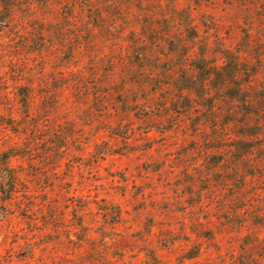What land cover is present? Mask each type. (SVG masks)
Masks as SVG:
<instances>
[{"label": "rangeland", "instance_id": "374dc122", "mask_svg": "<svg viewBox=\"0 0 264 264\" xmlns=\"http://www.w3.org/2000/svg\"><path fill=\"white\" fill-rule=\"evenodd\" d=\"M9 1L0 264H264V135L181 78L242 59L264 102V0Z\"/></svg>", "mask_w": 264, "mask_h": 264}, {"label": "trees", "instance_id": "16d2710c", "mask_svg": "<svg viewBox=\"0 0 264 264\" xmlns=\"http://www.w3.org/2000/svg\"><path fill=\"white\" fill-rule=\"evenodd\" d=\"M93 1L97 0H83L84 4ZM49 2L50 1H45V4L42 3L41 7L51 6ZM27 7L29 10L31 9L30 7L34 8L31 3H29ZM15 8L16 5H11L9 0H0V32L11 25L10 19L15 15ZM101 16L102 14L99 15L100 18H102ZM152 31L154 30L152 29ZM173 36H177L176 33H169V35H167L168 38H173ZM185 48V45L178 44L176 52H181L180 49L184 50ZM166 55L167 54H165V56ZM191 56L192 53L187 55L186 60L189 61ZM166 57L171 60L174 55L168 54ZM232 59L233 60L226 63L225 66L215 67L209 64L206 56L200 57L199 60L194 61L195 66L193 67L194 71L198 70L200 77H195V74H192L190 78L189 76H182V85H186L187 89L185 90H190L195 87L204 90V95H209L208 90L210 86L217 88L219 91L231 90L229 99L234 108L233 111H231L232 120H234L235 123L236 135L239 137L237 140L239 146L237 145L236 147H241L242 144L263 142V140L260 139V135H264V109L261 111L258 107L261 106L263 108L264 102L255 99L252 94L254 92V83L253 79L248 76L251 73L249 66L245 64L242 59ZM186 69L189 68H184L185 71ZM260 72L262 71H259V73ZM243 76H248V79L246 81L243 80ZM26 98V101H28V96H26Z\"/></svg>", "mask_w": 264, "mask_h": 264}]
</instances>
